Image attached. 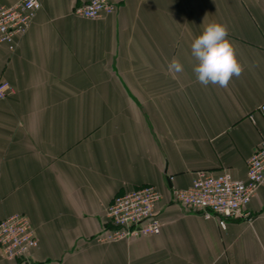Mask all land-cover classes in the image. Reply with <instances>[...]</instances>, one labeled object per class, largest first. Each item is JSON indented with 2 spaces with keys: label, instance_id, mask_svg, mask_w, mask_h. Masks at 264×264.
<instances>
[{
  "label": "crops",
  "instance_id": "0c3cea01",
  "mask_svg": "<svg viewBox=\"0 0 264 264\" xmlns=\"http://www.w3.org/2000/svg\"><path fill=\"white\" fill-rule=\"evenodd\" d=\"M114 1L90 19L79 0H40L15 50L0 44V220L26 214L39 241L0 264H264V184L225 227L172 197L199 170L245 179L264 142V0ZM213 21L244 66L227 88L193 72L190 45ZM146 184L162 194L160 233L102 240L113 198Z\"/></svg>",
  "mask_w": 264,
  "mask_h": 264
},
{
  "label": "built area",
  "instance_id": "2783aa9c",
  "mask_svg": "<svg viewBox=\"0 0 264 264\" xmlns=\"http://www.w3.org/2000/svg\"><path fill=\"white\" fill-rule=\"evenodd\" d=\"M40 0H20L10 6H0V44L10 51L18 37L25 34L37 11ZM116 10L114 0H79L74 13L98 19ZM11 84L0 80V100L11 92ZM264 113V102L258 107ZM251 119L254 116L251 114ZM264 184V142L247 161L245 179H236L227 171L213 173L199 170L186 188H172L173 199L187 209L197 210L207 218H217L222 227L229 218L250 216L246 207ZM162 197L152 184L142 185L118 194L107 207L110 228L101 236L104 241L129 239L140 235L159 234L161 221L155 207ZM39 245L33 224L24 213H14L0 220V251L9 260L29 261Z\"/></svg>",
  "mask_w": 264,
  "mask_h": 264
},
{
  "label": "clouds",
  "instance_id": "9594fccd",
  "mask_svg": "<svg viewBox=\"0 0 264 264\" xmlns=\"http://www.w3.org/2000/svg\"><path fill=\"white\" fill-rule=\"evenodd\" d=\"M190 49L195 61L193 72L202 86L227 88L232 79L239 78L244 71L226 24L213 21L204 25ZM183 70V65L175 57L168 64L169 72L181 73Z\"/></svg>",
  "mask_w": 264,
  "mask_h": 264
}]
</instances>
